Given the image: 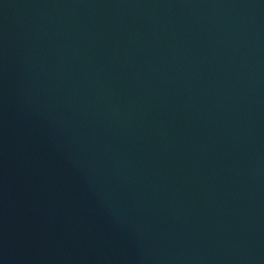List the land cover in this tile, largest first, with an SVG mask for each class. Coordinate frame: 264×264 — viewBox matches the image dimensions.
Listing matches in <instances>:
<instances>
[{"label": "water", "instance_id": "water-1", "mask_svg": "<svg viewBox=\"0 0 264 264\" xmlns=\"http://www.w3.org/2000/svg\"><path fill=\"white\" fill-rule=\"evenodd\" d=\"M0 264H264V0H0Z\"/></svg>", "mask_w": 264, "mask_h": 264}]
</instances>
